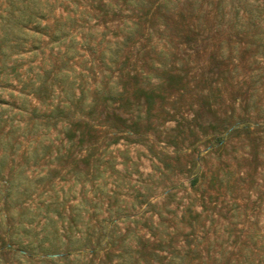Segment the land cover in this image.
<instances>
[{
    "label": "rangeland",
    "instance_id": "374dc122",
    "mask_svg": "<svg viewBox=\"0 0 264 264\" xmlns=\"http://www.w3.org/2000/svg\"><path fill=\"white\" fill-rule=\"evenodd\" d=\"M62 6L85 9L90 46L100 42L93 53L81 48L68 70L70 78L83 76L94 108L70 141L61 122L48 129L49 147L35 163L25 162L22 136L16 152L0 148V191L10 176L29 190L22 207L14 193L10 200L13 223L26 227L18 234H36L45 222L62 233L61 219L73 217L77 227L89 216L95 225L118 208L120 218L137 220L117 224L122 233L133 231L132 264H165L167 251L159 247L184 264H264V0H64ZM10 92L18 93L6 86L3 100L12 101ZM2 98V118L13 115L17 134L26 122L28 132L37 99L17 96V108ZM24 215L33 216L31 225ZM119 249L99 250L93 264H114ZM12 255L0 248V264H28Z\"/></svg>",
    "mask_w": 264,
    "mask_h": 264
},
{
    "label": "trees",
    "instance_id": "16d2710c",
    "mask_svg": "<svg viewBox=\"0 0 264 264\" xmlns=\"http://www.w3.org/2000/svg\"><path fill=\"white\" fill-rule=\"evenodd\" d=\"M57 1L53 0L52 3L50 0H0V98H2L1 93L4 88L11 86L18 93L17 95L13 92L8 94L12 101L2 98L5 103L20 108L18 104H14V98L19 96L26 99L29 94H32L38 102L29 113L33 121L31 128L28 132H24L23 129L28 126L25 122L19 134L16 133L18 126L11 123L13 115H7L3 119V113L7 109L0 106V129L4 123L9 121L7 123L9 130L2 131L0 134V148L2 152L9 149L11 152H16L19 148L18 137L22 136L21 139L27 141L24 148L27 153L26 163L31 159L34 163L37 162V157L43 155L49 147L43 139L48 129L55 127L57 122H61L64 136L67 141H70L72 132L80 130L83 125L87 126V122L81 119L82 116L90 117L94 108V98L89 101L85 98L88 88L84 84L83 76L78 81L74 72L70 78L68 70L72 69L73 62L71 61L75 55L82 57L81 48L89 47L88 50L93 53L94 45H100V42L90 46L95 39L90 38L93 26H89L84 18V14H88L85 9L78 10L77 6H62L64 0ZM55 2L57 6H53ZM98 7L99 9L108 8V6ZM56 8H58L57 15L54 14ZM63 12L66 14L64 15ZM62 18L64 20H61ZM85 29L87 32H84ZM78 34L81 40L80 48L75 45L79 43L75 38ZM108 49L110 47L105 46L100 50L101 59L104 58L103 53ZM110 53L115 54L116 51ZM114 58L115 56L112 59L109 58L108 61L113 63ZM23 60L26 67L21 70ZM54 84L60 87L58 98L55 101L53 100L56 97ZM75 90L79 92L78 95L74 93ZM75 113L76 117H74ZM38 128L41 129L38 130ZM4 158L5 153H2L0 165L4 163ZM18 176L23 178L21 173H18ZM28 191L24 182L11 176L4 181L3 190L0 191V212H4L0 216V226L5 228L3 234L6 236V242H3L0 248L12 253L18 262L93 264L99 250H110L117 246L120 247V254L114 264H132L134 256L131 251L130 234L133 231L125 228V233H122L117 224L126 221L136 223L137 220L130 218L129 214H124V217L120 218L118 213L121 210L118 208L117 210L108 209L106 217L95 218V225L90 224L92 216H89L87 222L77 227V217H73L69 221L61 219L59 227L62 233L58 232L57 227L53 230L47 229L48 224L45 222L36 234L31 236L27 233L18 234V228L25 229L26 227L23 223L21 224L22 221L17 224L13 223L14 216L8 212L10 200L14 193L16 204L22 207L29 196ZM144 204L146 207L153 206V203L146 200ZM45 207L47 209V206ZM96 208L98 207L95 205L94 210ZM96 211L93 212V217H98ZM145 212H147L146 208L141 215ZM23 214L25 211L20 213L21 216ZM24 217L25 215L21 218L27 219L28 225L33 223V216ZM46 218L48 219V216ZM41 232L42 235L38 237L37 235ZM158 241L163 240L158 239ZM158 250L167 251L168 256H164L165 264H184L181 261L182 256L175 255L174 251H168L165 247H159ZM86 255L90 257L86 259ZM134 263L139 264L137 261Z\"/></svg>",
    "mask_w": 264,
    "mask_h": 264
}]
</instances>
